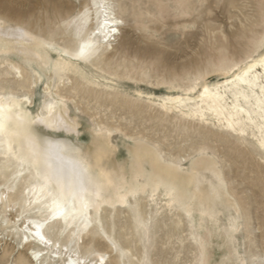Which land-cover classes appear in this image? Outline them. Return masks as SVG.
Here are the masks:
<instances>
[{
	"label": "rangeland",
	"instance_id": "obj_1",
	"mask_svg": "<svg viewBox=\"0 0 264 264\" xmlns=\"http://www.w3.org/2000/svg\"><path fill=\"white\" fill-rule=\"evenodd\" d=\"M108 1L123 21L118 39L112 40L103 53L102 47L94 64H79L94 76L91 79L95 82L112 81L121 91L117 98L108 95L103 85L101 92H91L92 84L70 74L72 81L62 93L72 113L78 115L80 133L68 136L92 147L93 128L110 130L116 144L115 161L126 169L136 138L147 140L166 158L183 166H189L198 152L207 151L217 159L222 171V180L213 175L208 178L216 185L222 184L233 204L219 201L206 207L192 195L182 197L183 205L172 204L163 187L153 197L149 185L138 204L108 211L99 222L126 253L122 259L114 250L109 251L108 240L96 234L97 223L89 225L78 239L85 248L95 249V260L104 256V264H197L198 239L208 243L212 264L235 260L236 252L248 260L264 256V159L256 137L250 130L245 135L227 132L210 114L206 120L179 110L169 112L138 93L185 95L186 88L198 80L199 86L192 94L197 97L204 82H224V69L254 57L251 41L261 34L264 0ZM94 3L96 0H0V21L22 25L42 37L54 31L62 46H74V26L65 27V21H75L88 7L83 34L90 36L96 31L99 11L91 7ZM249 32L253 36L247 41L243 35ZM97 37L101 42L102 33ZM50 54L57 57L54 52ZM6 78L14 79L11 74ZM4 79L5 70L1 68L0 81ZM42 85L30 90L33 111L44 103ZM57 135L67 134L60 131ZM4 178L0 174V180ZM139 183H148L147 177L140 176ZM18 204L15 200L9 207L11 211L0 209V261L8 264L15 258L17 238L8 232L10 228H4L17 223ZM187 209H191L190 214L185 212ZM138 220L146 227L139 228Z\"/></svg>",
	"mask_w": 264,
	"mask_h": 264
},
{
	"label": "snow or ice",
	"instance_id": "obj_2",
	"mask_svg": "<svg viewBox=\"0 0 264 264\" xmlns=\"http://www.w3.org/2000/svg\"><path fill=\"white\" fill-rule=\"evenodd\" d=\"M91 7L99 11L96 13V31L90 36L83 34V25L89 17L88 7L84 8L75 21H65V27L74 26V46H62L54 31L42 37L32 34L23 27H12L0 21V68L5 70V79L0 81V156L6 157L15 165L14 169L7 170L6 178L18 183L19 178L23 177L32 185L24 193L23 202L17 205L19 208V215L16 217L17 252L11 264H104L105 257H101L99 261L95 260V249L85 248L78 238L89 228L90 218L86 215L87 210L91 208L98 214L102 203L106 202L109 189L113 186L114 177L105 171L106 153L99 150L95 154L82 153L78 147L54 144L47 138L57 130L69 132L77 127L76 121L61 118L56 114L57 111H66V106L53 90L58 84L71 83L67 80V74L78 70V62H88L99 56L102 47L105 49L110 47L109 37L118 39L115 35L118 31L116 26L123 21L111 14L113 5L104 0L103 3H94ZM101 12L104 17L102 23L99 20ZM76 21L79 23L77 24ZM97 33L103 34L105 41L103 45L98 42ZM251 46L254 49L253 56L257 57V63L264 68V20H262L259 39H253ZM33 49L42 50V54L37 57L39 70L33 67V60L30 58ZM255 49L259 52L257 53ZM53 52L57 56L55 60L50 59L48 55ZM13 56L23 57L19 66L10 62L9 58ZM244 67L247 71L243 73V77L235 75V81H242L253 87L255 82L251 78H245L253 71L256 64L246 61ZM239 68V65L232 67L233 74ZM42 72L47 75L48 80L47 84L42 85L45 89L44 104L36 115L32 116L24 109L31 103L30 90L36 88L37 84L45 79ZM8 74L14 77L12 81L7 80ZM196 85L199 86L198 80ZM21 88L23 90H20ZM14 89L16 94H13ZM261 92L264 93V76H262ZM204 93H208L207 88H204ZM259 99L262 123L258 148L261 158L264 159V95ZM239 111L243 112V109ZM44 129H48L49 132L46 133ZM67 151L74 152L77 156L75 167L71 171L65 170L63 166V153ZM161 187L171 198L172 204L183 205V198L177 187L163 178H157L152 184L153 197ZM8 188L9 191L13 190L11 182ZM123 191L122 201L126 196H135L138 189L128 187ZM0 201L6 204L7 197L0 195ZM77 213L80 220L71 233L72 241L69 246L65 238L68 217L73 216L76 219ZM34 214H38L39 219H32ZM25 220L27 223H23L21 235L20 224ZM96 223V234L108 240L109 251L114 250L118 258L122 259L126 253L115 239L109 238L104 226L99 224L98 220ZM33 226L31 239L36 243L27 244L29 229ZM138 226L146 227L141 220H138ZM21 240L24 243H21ZM197 243L200 248L197 264H212L208 257V243L201 239H198ZM29 248L32 249L31 252ZM234 255L236 259L226 260L225 264H264V256L248 260L241 257L238 252ZM0 264H8V262L0 261ZM109 264L112 262L110 261Z\"/></svg>",
	"mask_w": 264,
	"mask_h": 264
},
{
	"label": "bare ground",
	"instance_id": "obj_3",
	"mask_svg": "<svg viewBox=\"0 0 264 264\" xmlns=\"http://www.w3.org/2000/svg\"><path fill=\"white\" fill-rule=\"evenodd\" d=\"M103 2L104 0H96V3ZM107 2L110 4L108 0ZM111 14L115 15L112 9ZM115 17L119 19L117 15H115ZM103 19V13L101 12V23L103 22ZM4 23L12 27H23L22 25L18 24L12 25L7 22ZM116 27L118 31L115 35L117 36V34L119 33V25H117ZM23 28L31 32L25 27ZM31 33L34 34L33 32ZM243 36L247 39V41H249L253 36V32H249V34H244ZM108 39L111 41L112 45V40L115 39H113L112 37H109ZM103 40L104 38L102 34V41ZM102 41L99 42L101 45H103ZM108 48H104L102 53L107 51ZM40 54H42V50L37 49H33L30 54V58L33 60V67L37 70H39V63L37 57ZM48 55L49 58L52 60H55L57 58H53L50 53ZM99 58L100 57L98 56L86 63L94 64V62L97 61ZM22 59V56H13L9 58L10 62L13 64H17V66H19V62ZM248 61H251V63L256 64V67L253 69V71L249 73L248 77L245 78H251V80L255 82V85L253 87H249L248 84H245L242 81H235V75L243 77V73L247 71V68L244 67L245 63H243L241 65L237 64L240 66V68L235 72V74H233L232 72V67L236 65L228 69H224L223 74L224 77H226V80L222 83L212 85L208 82H204L197 97L192 96V94L196 91L198 87L197 85H191L186 88L187 92L185 93V95L178 93L164 96H156L153 93L143 94V92L141 91H138V93L139 95H143V97L147 98L150 103L158 104L162 109H165L169 112L173 110H179L184 115L186 114L192 117L200 116L206 120H209L208 114H210L212 117L217 119L220 125L223 126V130L235 133L236 135L249 134L248 131L250 130L252 136L256 137V139L258 140V137L260 136V125L262 123L259 98L264 95V93L261 92L264 68H261L259 66V64L257 63V58L255 57L250 58ZM79 63H81V61L77 63V71H73L67 74L68 81H72L70 74H74L75 76H78L81 79H86V82L93 85V87L91 88L87 87L90 89L91 92H101L99 88H101L100 86L103 85L108 95H113V97L115 98L119 96L121 89L117 86V83H114L112 81H106L102 83L95 82V80L91 79V77L94 76H90V74ZM42 75H45V79L43 80L42 84H47V75L43 72ZM231 75H233L234 78L230 77ZM97 76L101 77L102 75ZM103 78L108 80L104 76ZM68 84L69 83L67 82L63 84H58L57 88L53 90L59 96V98L65 102L66 106V111H57L56 114L61 118H67L68 120L76 121L77 127L73 131H64L67 134L66 136H58L57 132L63 130H57L56 132L48 135L47 138L50 139L54 144H60L65 147H78L80 152L86 154H95L98 150L105 152V171L110 173L114 177L113 186L109 189V192L106 196V202L102 203L99 209V213L97 214L91 208L87 210L86 215L88 218H90L89 225L96 223L97 220L98 222H102L104 217L107 216L106 214L108 211L119 210L120 208L126 206L129 207L132 206V203L138 204L141 194L147 193L148 186L150 185L152 187V184L157 178H163L164 180L173 183L177 187L182 197L186 195H192L197 199L199 205L210 207L219 201L227 204H233V199L228 195L227 191L222 186V184L216 185L211 180V178H208L209 175H213L219 180H222V171L219 168L217 159L213 155L209 154L207 151L198 152L194 157L190 159L189 166H183L179 161L175 159L166 158L160 152L159 149H157L147 140L136 138L134 139V144L131 151V162L129 168L126 169L123 164L119 165L115 161L116 144L113 142V137L110 130L103 129L102 127H99V129L93 128L94 136L92 140V147L84 146L79 141L74 142L68 135H77V133H80V121L78 115L76 113H72L70 105L67 99L65 98V95L62 93V89H64ZM204 88L208 89V93H204ZM43 93L45 97L44 87ZM13 94H16L14 90ZM245 97H247V99H245ZM29 98L31 100V97ZM49 99H51V96H49ZM32 104L33 100H31V103L25 106L24 110L32 116H35L39 110L33 111L30 108ZM239 109H243V112H240ZM233 129H235V131H233ZM44 130L46 133L49 132L48 129ZM20 131L22 133V127ZM76 160L77 156L74 152H64L63 166L65 170L71 171L75 167ZM146 165H148L149 168H147ZM14 167L15 165L12 164V162L8 161L6 157L0 156V174H3L5 176L4 180H0V195L7 197L6 204L4 201H0V209L4 211H11L9 207H12L15 200H18V203L21 204L24 200V193L27 191V188L32 186L30 182L24 179L23 177L19 178L18 183L10 181V178H6L7 170L9 168L14 169ZM128 174L130 175V177H128ZM140 176H146L148 179V183H139ZM10 182L12 183L13 187L12 191H9L8 188ZM128 187L136 188L138 189V191L136 192L135 196H126L122 201L121 197L124 196L123 189H127ZM185 212L187 214H190L191 209H187ZM31 218L37 220L39 219V215L34 214ZM79 220L80 217L78 213L76 219H74L73 216L68 217V228L65 232V238L68 241L72 240L71 233L79 224ZM23 223H27V221L25 220L20 224L21 235ZM61 225H63V221H61ZM8 228H10L8 232L13 233L14 236L17 238V223L7 225L4 229L6 230ZM33 231L34 226L30 227L29 229V240L27 244L36 243L31 239V233ZM21 243L24 242L21 240ZM40 247H42V245H40ZM31 251L32 249L29 248V252ZM101 257L104 256L101 255L100 258ZM81 259H83V256H81ZM99 260L100 259H98L97 261Z\"/></svg>",
	"mask_w": 264,
	"mask_h": 264
}]
</instances>
